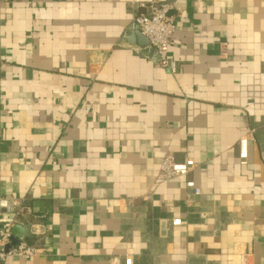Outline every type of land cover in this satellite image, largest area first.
I'll return each mask as SVG.
<instances>
[{
	"label": "crops",
	"instance_id": "obj_1",
	"mask_svg": "<svg viewBox=\"0 0 264 264\" xmlns=\"http://www.w3.org/2000/svg\"><path fill=\"white\" fill-rule=\"evenodd\" d=\"M170 1L176 72L126 38L149 0L0 2V198L39 249L4 264H264V0Z\"/></svg>",
	"mask_w": 264,
	"mask_h": 264
},
{
	"label": "built area",
	"instance_id": "obj_2",
	"mask_svg": "<svg viewBox=\"0 0 264 264\" xmlns=\"http://www.w3.org/2000/svg\"><path fill=\"white\" fill-rule=\"evenodd\" d=\"M14 0H0L1 3H9ZM173 6L170 0H149L144 12L136 17L140 30L143 35L148 38V45L152 49H156L160 56V64L168 68L171 72L177 71V61L170 52V46L173 43V33L175 30V19L171 15ZM247 144L248 134L242 135L239 139V155L241 163L247 162ZM195 162L192 158L177 160L172 154H167L161 162V172L166 178H176L188 175ZM187 202L196 201L202 194L200 187L196 186L192 180L187 181ZM1 199V198H0ZM7 201L8 213L13 217L0 227V264H4L8 256L19 258H30L38 253V247L35 244H30L25 240H20L18 243L11 245L8 249L6 246L11 242V227L19 215L30 211L29 205L24 203L22 199L11 198ZM173 225L181 224L180 218L172 219ZM124 264H132V258L126 256Z\"/></svg>",
	"mask_w": 264,
	"mask_h": 264
},
{
	"label": "water",
	"instance_id": "obj_3",
	"mask_svg": "<svg viewBox=\"0 0 264 264\" xmlns=\"http://www.w3.org/2000/svg\"><path fill=\"white\" fill-rule=\"evenodd\" d=\"M128 41H133L139 46H144L149 43L148 38L142 34L139 24L136 21L132 24L129 34L126 36ZM154 53L159 55L156 49H153ZM160 57V56H159ZM7 201L5 199H0V213H7L8 209L6 207ZM29 227L27 224L22 225L19 222H14L11 227V242L6 246L8 249L11 245L18 243L20 240H23L25 236L28 234Z\"/></svg>",
	"mask_w": 264,
	"mask_h": 264
}]
</instances>
